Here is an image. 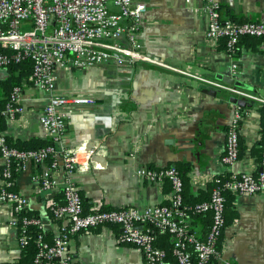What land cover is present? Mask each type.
<instances>
[{"label":"crops","instance_id":"0c3cea01","mask_svg":"<svg viewBox=\"0 0 264 264\" xmlns=\"http://www.w3.org/2000/svg\"><path fill=\"white\" fill-rule=\"evenodd\" d=\"M142 1L147 5L139 32L142 48L167 67L111 61L82 69L70 64L56 68L58 93H85L95 98L94 104L73 110L62 142L57 144L61 149L103 139L106 166L72 175L86 211L129 206L142 210L167 203L170 183L144 180L138 174L141 167L177 166L189 203L208 199L217 175L257 173L261 167L253 148L264 135V103L201 79L228 84L218 75L234 77L246 86L237 88L264 98V39L243 38L232 56L223 39L207 36L209 18L203 0ZM218 1L224 18L264 20V0ZM234 63L238 64L236 72ZM18 75V70L0 68L1 107ZM29 75L22 76L18 84L23 111L15 119H1V128L14 146L50 143L40 121L49 94L32 86ZM238 107L244 115L240 156L227 164L222 159L227 129ZM46 165L29 162L17 173L15 189L28 198L29 211L41 219L43 230L52 237L59 232L60 221L52 216L49 206L52 201H63L61 185L66 174L60 168L54 174L57 185L40 190L35 176ZM2 166L0 157V183ZM12 214L11 205L0 200V264H21L24 256L18 228L10 223ZM193 219L195 228L203 231L211 224L209 214ZM121 231L120 226H104L73 235L70 249L74 264H147L137 247L119 241ZM157 244L164 248L165 237H159ZM220 250L211 264H264V190L233 195L226 208ZM168 261L177 264L171 254Z\"/></svg>","mask_w":264,"mask_h":264},{"label":"built area","instance_id":"2783aa9c","mask_svg":"<svg viewBox=\"0 0 264 264\" xmlns=\"http://www.w3.org/2000/svg\"><path fill=\"white\" fill-rule=\"evenodd\" d=\"M147 5L142 0H0V68L28 60L32 86L49 94L42 108L40 121L48 131L50 143L38 149H19L11 144L1 128V119H15L23 111L21 87L14 86L5 106H0V157L3 161L0 200L11 205V225L18 228L22 248L31 243L29 228L39 226L41 219L29 212L28 198L18 192L16 172L29 162L47 163L35 176L40 190L57 185L55 173L61 168L66 174L62 183L63 201H52L49 209L60 221L59 232L47 241L40 233L32 264H74L70 249L73 235L95 227L120 226L119 241L137 247L147 264H167L170 252L159 246L162 235L169 236L171 252L177 264H211L221 254L220 239L226 227L225 191L257 194L264 190V151L260 170L217 175L208 199L186 204L185 183L177 166L141 167L138 174L151 182L167 181L171 185L167 203L139 209L121 207L86 211L84 200L72 175L106 166L102 138L75 146L57 148L77 106L92 105L93 96L85 93L57 92L58 66L70 64L82 69L116 61L134 64L147 62L167 67L142 48L139 32ZM209 18L207 36L223 39L226 50L234 56L240 40L245 37L264 38V20L237 21L224 18L218 0H203ZM234 72L238 64L234 63ZM212 86L232 91L246 98L258 99L236 86L211 79H201ZM243 110L236 108L227 129V143L222 157L227 164L240 156V123ZM196 214V215H192ZM209 214L211 224L203 231L195 228L194 216ZM9 264H17L15 262Z\"/></svg>","mask_w":264,"mask_h":264},{"label":"trees","instance_id":"16d2710c","mask_svg":"<svg viewBox=\"0 0 264 264\" xmlns=\"http://www.w3.org/2000/svg\"><path fill=\"white\" fill-rule=\"evenodd\" d=\"M220 9H221V5H220ZM229 18H232V19H235V20L238 19V18H236V16H232V15ZM237 21H240V20L238 19ZM243 38L264 39V38L248 37V36H245ZM242 39L240 40V42L242 41ZM240 42H239L238 47L236 49V53L238 51ZM5 51L6 50L4 48H1L0 47V52H5ZM236 53H235V55H236ZM10 69H12V70H18L19 71V75L17 77H13V79H12L13 86H19L18 84L20 83L21 77L22 76H25V75H29L31 73V71H32L31 63L28 60H25L22 63L12 64L10 66ZM263 120H264V109H263ZM43 146H45V145H39V146L38 145L37 146L34 145V146H25V147H23V146H16V147H18L19 149H26V150H28V149H38V148H41ZM263 151H264V135H263V138L253 148L254 156L260 162H261V159H262ZM17 173L18 172H16L15 175H17ZM222 175H224L226 177L227 175H229V173L222 174ZM14 188H15V186H14ZM225 195H226V198H227L226 199V208H227L229 206V204H230V202H231L232 197H233L234 194L232 192L225 191ZM198 202H200V201H198ZM198 202H193V203L186 202V204H188V205H194L195 203H198ZM29 213L32 215L31 212H29ZM33 215H35V214H33ZM192 215H196V214H193L192 213ZM40 233L44 234V237H45V239L47 241H52L53 236L52 237H49L46 234V232L43 230V228H41L39 226H31L29 228V234L31 236V240L32 241H31V243H30L29 246H27V247L24 248V253H23L24 256L22 257V260L20 261L21 264H32L33 257L35 255L36 251L38 250V244L34 241V239ZM163 236L165 237V240H166V244H165L164 248H166L170 252V254L172 255V252H171V247L172 246H171V243L169 244V242H168L169 236L162 235V237Z\"/></svg>","mask_w":264,"mask_h":264},{"label":"water","instance_id":"95a60500","mask_svg":"<svg viewBox=\"0 0 264 264\" xmlns=\"http://www.w3.org/2000/svg\"><path fill=\"white\" fill-rule=\"evenodd\" d=\"M1 46V45H0ZM220 79H223L226 81L228 84L233 85V86H240V87H246L243 83H240L238 80H236L234 77H228V76H219ZM235 102H238L239 99L237 97L234 98Z\"/></svg>","mask_w":264,"mask_h":264}]
</instances>
